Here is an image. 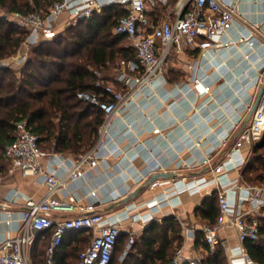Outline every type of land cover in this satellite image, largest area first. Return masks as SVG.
Here are the masks:
<instances>
[{"label": "crops", "instance_id": "1", "mask_svg": "<svg viewBox=\"0 0 264 264\" xmlns=\"http://www.w3.org/2000/svg\"><path fill=\"white\" fill-rule=\"evenodd\" d=\"M98 1L101 5L116 2ZM177 1L159 2L152 16L157 20L173 16ZM232 1L236 10L228 34L244 35L252 42L218 51L208 49L205 54L195 44L173 53L159 82L137 90L121 111L99 146V164L70 180L68 189L58 190L55 196L74 195L79 202L94 203L97 211L121 219L123 231L138 230L139 234L152 220L176 215L181 222L184 249H195L202 258L207 255L208 251L195 240L197 231L203 232L202 227L209 220L197 208L216 187L210 182L214 176L212 167L203 161L211 156L212 164L226 162L227 173L222 180L243 182L241 169L252 144L246 143L236 151L232 146L263 86L264 0ZM70 19L69 12L62 13L55 21L57 31L70 25H65ZM115 68L109 80L114 79ZM194 76L200 77L203 86H211L209 93L194 86ZM156 127L159 132H154ZM77 155L53 150L51 155L41 158V163L48 172L64 175ZM10 166V160L4 156L0 161V171L5 175L0 185V240L18 232L25 198H38L47 191L45 175H24L18 169L10 172ZM159 172H171L173 176L150 181ZM192 179H198L203 186L198 190L188 188ZM155 180L159 184L153 187ZM93 190L96 194L91 193ZM246 194L243 187L229 190L232 202ZM129 196L128 201H122ZM249 205L247 202L246 206ZM51 235V230L39 233L30 249L31 264H47L46 249ZM219 235L231 264L228 249L241 245L238 233L229 226L220 228ZM60 246L56 264H74L78 254L72 244Z\"/></svg>", "mask_w": 264, "mask_h": 264}, {"label": "built area", "instance_id": "2", "mask_svg": "<svg viewBox=\"0 0 264 264\" xmlns=\"http://www.w3.org/2000/svg\"><path fill=\"white\" fill-rule=\"evenodd\" d=\"M123 5L126 13L119 18L114 28L116 33L127 37L128 45L136 50L138 61L120 59L114 71V79L107 80L101 70H96V85L99 92L82 90L78 97L98 106L104 112V122L99 129V139L88 151L77 155L72 167L64 174L48 172L41 158L53 153L41 146L42 135L33 131L26 120L16 124L15 139L5 148V156L10 160L9 171L20 170L24 175H45L46 193L38 198L26 197L23 203L21 224L18 232L0 240V264H31L30 249L40 232L51 230V241L46 249L47 264L55 263L57 248L71 230L84 229L91 233L89 244L79 252L76 264H110L119 236L123 231L121 219L97 211L94 203L79 202L74 195L59 198L55 193L68 189L69 181L81 177L87 168L95 167L102 160L99 146L109 133L121 111L133 98L137 90L154 87L163 77L168 59L175 52L197 45L202 54L206 50L228 48L233 45L252 42L244 35L228 34L233 26L236 4L232 0H178L173 16L160 20L152 16L157 4H167L168 0H116ZM102 5L98 0H56L46 11L24 13L13 11L0 13L18 26L28 31L26 40L18 53L0 60L2 66H21L28 58L30 45L39 39H52L58 33L55 21L64 12H69L73 21L88 18ZM257 24L256 26H259ZM192 66V65H191ZM194 66V65H193ZM264 86V75L261 79ZM193 84L205 93L210 85H202L194 76ZM156 127L154 132H159ZM264 137V92L262 100L254 110L250 121L241 129L232 150H241L246 143H257ZM231 159V157H230ZM204 163L210 164L214 176L210 179L218 190L220 213L214 224L202 227L204 239L214 249L222 242L219 229L234 227L238 233L240 246L228 249L231 264H259L244 246V241L259 239L260 217L264 208V183H225L226 162L212 164L207 156ZM5 175L0 171V185ZM159 180L151 183L155 187ZM198 179H192L188 188L202 187ZM243 187L247 194L232 202L229 190ZM96 194V190L91 192ZM250 202L249 206L246 203ZM13 211H11L12 213ZM64 214V216H63ZM66 214V215H65ZM62 215V216H60ZM128 247L139 234L129 230ZM127 251V249H126ZM202 256L195 249L185 250L180 246L168 264H200Z\"/></svg>", "mask_w": 264, "mask_h": 264}, {"label": "trees", "instance_id": "3", "mask_svg": "<svg viewBox=\"0 0 264 264\" xmlns=\"http://www.w3.org/2000/svg\"><path fill=\"white\" fill-rule=\"evenodd\" d=\"M55 1L0 0V6L5 9L4 13L44 12ZM125 13L126 9L118 2L102 5L90 17L78 19L54 38L31 44L28 58L21 66L0 65V161L7 144L15 139L16 124L20 120H26L33 131L42 135L43 148L79 155L95 145L104 112L79 98L77 93L100 91L96 70H101L109 80L120 59L138 61L137 52L127 44L126 35L114 31ZM27 35V30L0 15V60L18 53ZM241 177L243 182L264 183V137L252 144ZM197 211L209 224L216 223L220 213L217 189L204 199ZM181 231L176 215L154 219L137 235L125 259L119 261L115 259L119 240L124 234L129 239V232L122 231L110 264H168L184 242ZM68 233L60 247L72 244L79 255L92 234L84 229L71 230V236L67 237ZM259 233V239H247L244 246L257 263L264 264V215L260 217ZM195 241L208 251L200 264H229L222 242L212 249L201 230L197 231ZM85 243L88 244L83 248Z\"/></svg>", "mask_w": 264, "mask_h": 264}, {"label": "rangeland", "instance_id": "4", "mask_svg": "<svg viewBox=\"0 0 264 264\" xmlns=\"http://www.w3.org/2000/svg\"><path fill=\"white\" fill-rule=\"evenodd\" d=\"M4 10L5 9H3L1 6H0V13H4ZM68 23H70V24H73V23H76L75 21H73L72 19H70V20H68V21H66V24L65 25H67ZM67 27V26H66ZM66 27L64 28V29H66ZM64 29H62V30H60V31H58V33L59 32H61V31H63ZM168 63H169V61H168ZM15 67H17V66H15ZM19 67V66H18ZM167 67V66H166ZM99 139V138H98ZM262 215H264V210H263V212H262ZM80 233V232H79ZM82 233V232H81ZM128 235L127 234H124V235H122V237L120 238V240H119V245H118V251L116 252V254H115V259L117 260V258L119 259V261H123L124 259H125V257H126V249L128 250L129 249V247H128ZM88 243H85L84 245H83V248L87 245Z\"/></svg>", "mask_w": 264, "mask_h": 264}, {"label": "water", "instance_id": "5", "mask_svg": "<svg viewBox=\"0 0 264 264\" xmlns=\"http://www.w3.org/2000/svg\"><path fill=\"white\" fill-rule=\"evenodd\" d=\"M264 92V86H262L258 92V95H257V99L255 101V103L253 104V106L251 107V110L249 112V115L247 117V120H246V123L245 125L249 122L250 118L252 117V114L254 112V110L256 109L257 105L259 102H261L262 100V94ZM167 176H173V173L171 172H159V173H155L152 177H151V180L152 181L153 179L155 178H158V177H167ZM130 199V196L129 197H126V199H123L122 201H128Z\"/></svg>", "mask_w": 264, "mask_h": 264}]
</instances>
